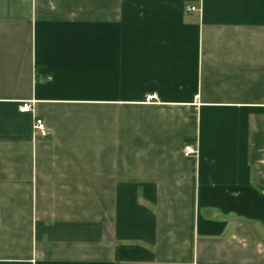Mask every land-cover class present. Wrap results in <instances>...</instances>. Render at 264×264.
<instances>
[{
  "label": "crops",
  "instance_id": "obj_1",
  "mask_svg": "<svg viewBox=\"0 0 264 264\" xmlns=\"http://www.w3.org/2000/svg\"><path fill=\"white\" fill-rule=\"evenodd\" d=\"M0 264H264V0H0Z\"/></svg>",
  "mask_w": 264,
  "mask_h": 264
},
{
  "label": "built area",
  "instance_id": "obj_2",
  "mask_svg": "<svg viewBox=\"0 0 264 264\" xmlns=\"http://www.w3.org/2000/svg\"><path fill=\"white\" fill-rule=\"evenodd\" d=\"M187 11H196L197 9L195 7L189 6L186 8ZM155 98V95L147 96V101H150ZM33 103L34 101L28 100V101H22L18 105V111L20 113H31L33 111ZM34 129L39 131L41 135H44L46 133V128L40 119H36L34 123ZM197 151H195L191 146L186 145L184 147V154L185 156L189 155H195Z\"/></svg>",
  "mask_w": 264,
  "mask_h": 264
}]
</instances>
